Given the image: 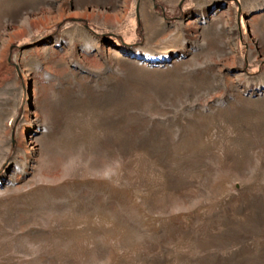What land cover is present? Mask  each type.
<instances>
[{
	"label": "rangeland",
	"instance_id": "rangeland-1",
	"mask_svg": "<svg viewBox=\"0 0 264 264\" xmlns=\"http://www.w3.org/2000/svg\"><path fill=\"white\" fill-rule=\"evenodd\" d=\"M0 264H264V0H0Z\"/></svg>",
	"mask_w": 264,
	"mask_h": 264
},
{
	"label": "bare ground",
	"instance_id": "bare-ground-1",
	"mask_svg": "<svg viewBox=\"0 0 264 264\" xmlns=\"http://www.w3.org/2000/svg\"><path fill=\"white\" fill-rule=\"evenodd\" d=\"M148 28H151V30H152V32H154L155 33V36L157 37V38H159L158 40L159 41H164V42H166L168 45L167 46H171V47H173L174 46V44L177 42V40H179L178 38V35L179 34H177V35H175V34H172L171 33V35H163V33L164 32H162V30L160 29V28H158L157 26H155L152 22H149V27ZM160 29V30H159ZM153 33V34H154ZM165 33H167V32H165ZM164 33V34H165ZM154 36V37H155ZM153 38V37H152ZM28 130V129H27Z\"/></svg>",
	"mask_w": 264,
	"mask_h": 264
}]
</instances>
